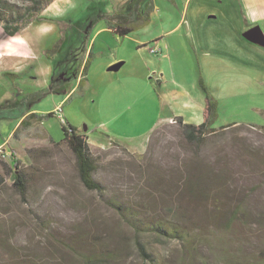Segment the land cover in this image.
<instances>
[{"label":"rangeland","instance_id":"374dc122","mask_svg":"<svg viewBox=\"0 0 264 264\" xmlns=\"http://www.w3.org/2000/svg\"><path fill=\"white\" fill-rule=\"evenodd\" d=\"M128 1L55 0L42 12L54 22L34 21L14 37L0 25V117L9 115L0 118V264L24 256L77 264L72 254L92 253L104 256L100 264H264V50L239 35L246 12L234 8L235 20H224L228 0H153L149 21L126 36L108 30L104 19L88 32L93 15H111ZM70 20L76 24L68 28ZM58 22L67 27L62 33ZM257 23L264 30V21ZM62 35L65 46L49 60L46 51ZM116 37L162 38L133 52L127 47L134 43L125 40L119 50L130 51L128 62L107 72ZM159 46L162 51L149 52ZM90 50L79 86L78 65ZM54 58L59 75L64 72L61 93L48 91ZM5 63L18 72L5 76ZM199 80L217 103V132L195 148L175 124L156 125L181 110L183 98L203 94ZM162 91L181 98L159 104ZM15 100L53 116L18 126L25 117L14 118L19 107L2 106ZM58 115L87 133L102 193L81 184ZM13 158L26 174L25 198L12 184ZM190 178L199 180L203 196L183 193ZM121 203L142 211L131 216L140 222L162 221L179 234L135 229ZM72 234L80 236L57 240ZM138 242L152 260L141 257Z\"/></svg>","mask_w":264,"mask_h":264},{"label":"trees","instance_id":"16d2710c","mask_svg":"<svg viewBox=\"0 0 264 264\" xmlns=\"http://www.w3.org/2000/svg\"><path fill=\"white\" fill-rule=\"evenodd\" d=\"M55 0H0V25L1 29L5 36L7 37H14L19 34L23 29L29 26L34 21H53V18H49L42 15V12ZM89 1V0H87ZM129 2V1H128ZM100 5V3H99ZM88 7V6H87ZM86 7V8H87ZM85 8V9H86ZM94 8V7H93ZM91 8V9H93ZM115 10L111 15H102V14H95L93 15L94 22L89 26L91 30L94 23L98 22L101 19L106 20L107 28L111 30L113 33L117 34L118 36H126L130 32L133 31L136 27L142 26L149 21V14L153 10V0H130L126 6ZM76 22V21H75ZM75 22L72 20L68 21V28L70 25H73ZM59 23V22H58ZM76 24V23H75ZM59 25V32L62 33L67 28H63L61 23ZM65 26V25H63ZM65 46V37H60L59 40L54 44V46L46 51L48 55V59H52V54L57 53ZM51 54V55H50ZM91 56L90 53L87 55L85 61H80L78 65L79 72L81 70V77L79 80V86L82 85L84 82V76L86 74ZM55 67L52 68V75L50 78V84L48 87L49 92L53 93H61L63 87H61L60 79L64 75V72H61L59 75L58 67L59 62L58 58L53 59V65ZM54 70V74H53ZM5 76H11L10 73L5 72ZM199 86L204 94L205 97V106L203 109V121L199 125L187 124L183 123L180 117L173 118L175 120V126L185 142L197 148L198 146L202 145L205 139L217 132V129L212 127L214 120L216 119V108L217 103L208 93L206 88L202 85V82L199 80ZM72 88H68L64 91L66 94L69 93ZM25 102L20 100H15L13 103H4L2 106H6L7 108H11V110H15L19 107L18 110L14 111V118L16 120L22 119L18 126H29L28 119L37 118L38 121H42L43 117H50L53 116V113L50 112L43 115H36V113H29L30 106L28 103L26 107H22ZM9 118V115L2 116L0 118ZM64 120V119H63ZM64 125L61 126L63 131V141L67 145L68 149L72 152L75 158L76 170L79 177V180L83 187L87 190L96 191L98 193H102V186L93 178V173L96 170V164L94 162V158L90 153V149L87 143V136L86 133H80L79 128L72 126L71 123H68L67 120H64ZM232 125L221 127L220 129L228 128ZM196 160V159H195ZM197 164V160L195 161ZM10 170L12 172V180L13 186L16 192L22 197L25 198L26 191H27V181H26V174L20 170L19 162L16 158H13L12 163L10 164ZM187 175L190 173V170H186ZM192 178L185 181L183 193L187 195L189 198H195L196 196H203V190L198 188L199 180H191ZM119 210L123 214V217L128 220L129 224L133 226L135 229H139L141 231H149V232H162L165 233L166 236L173 237L175 234H179L177 228L172 225H167L162 221H157L154 223L151 222H140L141 220L138 217H131L132 213L134 215L138 214L141 215L139 209H133L131 204H124L121 203L118 205ZM139 222V223H137ZM79 234H72L67 236L65 239L57 238L58 242L62 244H67L68 242L72 241L73 238L79 237ZM80 239V238H78ZM137 248L140 252L141 257L145 259H151V256L147 251L144 249V246L138 242ZM68 247V246H67ZM69 249V247H68ZM71 257H75V262L77 264H100L104 256L101 254H72ZM41 261L31 259L28 256L22 257L18 264H40Z\"/></svg>","mask_w":264,"mask_h":264},{"label":"crops","instance_id":"0c3cea01","mask_svg":"<svg viewBox=\"0 0 264 264\" xmlns=\"http://www.w3.org/2000/svg\"><path fill=\"white\" fill-rule=\"evenodd\" d=\"M227 3L229 6L226 7V12L222 11V13L220 14L221 18L224 20H230L232 18H234L233 20H235V14L233 15L232 12L231 13L229 12V10H232L234 12V8L237 9L238 12L241 11L240 8H242V10H244L246 12L245 13L246 17L244 16L245 18L243 19L246 22V24L244 23L245 25L241 27V30L239 33V35L242 39L247 41L245 38H243L242 34L244 31H246L247 29H249L250 27L255 26V25L259 26L261 31L264 34V30H263L262 26L257 23L259 20L264 21V0H240V5L237 2V0H231V1L228 0ZM208 18L214 19L215 15H209ZM105 28L106 27L97 30L96 34L99 33L100 31L104 30ZM91 38L93 41L91 47H94L95 39L97 37H91ZM161 38L162 37H155V38H152L154 40H152V39L151 40H137L135 38L132 39V37H120V38L116 37V41L114 42L115 43V45H114L115 54L114 55H107V57H106V62H105V66L107 67L106 71L110 72V71H108V67H110L111 65L116 64V63H121V66L117 70V71H119L128 62L127 61V58H128L127 54L130 55V51L131 52L135 51L134 50L135 47H136V50L138 49V46H141V47L146 49L148 47V44H149L148 41H154V43H158V41ZM127 39H129L132 43H134L133 46L127 47V49H129L130 51L125 50V48L123 49V51L119 50V48L121 49L123 42ZM247 42L250 43L249 41H247ZM251 44H253V43H251ZM253 45H255V44H253ZM255 46H258V45H255ZM258 47H260V46H258ZM260 48L264 50L263 47H260ZM261 49H259V51ZM91 50H92V48H91ZM91 50L89 52L90 56H92ZM86 51H87V48H86ZM161 51H162V48H161ZM12 65L13 64L5 63L3 70H4V68H6L7 70H4V72H18V70L9 69L12 67ZM137 67H138V63H136L135 66H132V68H137ZM144 67L146 68V70H148L145 63H143V68ZM111 72H116V71H111ZM163 75H164L163 72H161V70H160V77H163ZM117 80L120 83H122V80H124V79L118 78ZM168 94H169V92H166V91H162L161 93L157 94V99L159 100V104H163L164 102L167 103V100H170V99H174V101L177 102L178 99L181 98L180 94L176 93L174 91L172 92L171 95H168ZM181 102L183 104V106H182L183 108H181V110H179V111H174L173 112L174 114H168L167 116H164L162 118H158V124L156 125V127L159 126L160 124L168 122L170 119H173V118L175 119L177 117H180L182 119L183 123L193 124V125L201 124L203 121V109L205 106L204 95L203 94L201 95L200 93H197V94L195 93V94H193V96L185 97V99L183 98ZM31 112H35V111L33 110ZM57 117H59L61 119L60 115H58ZM67 122L70 123L69 120ZM156 127H154V128H156ZM86 136H87V133H86Z\"/></svg>","mask_w":264,"mask_h":264},{"label":"water","instance_id":"95a60500","mask_svg":"<svg viewBox=\"0 0 264 264\" xmlns=\"http://www.w3.org/2000/svg\"><path fill=\"white\" fill-rule=\"evenodd\" d=\"M242 36L250 43L264 48V34L259 26L255 25L250 27L249 29L243 32ZM120 66L121 63L113 64L108 67V71H117Z\"/></svg>","mask_w":264,"mask_h":264},{"label":"built area","instance_id":"2783aa9c","mask_svg":"<svg viewBox=\"0 0 264 264\" xmlns=\"http://www.w3.org/2000/svg\"><path fill=\"white\" fill-rule=\"evenodd\" d=\"M161 51V49L160 48H154V47H152V48H150L149 49V52L150 53H157V52H160ZM61 122L64 124L65 122H64V120L61 118ZM169 123H175V120L174 119H170L169 121H168Z\"/></svg>","mask_w":264,"mask_h":264}]
</instances>
